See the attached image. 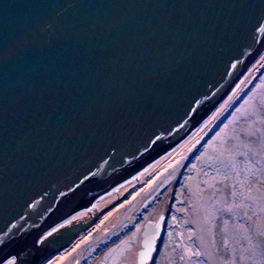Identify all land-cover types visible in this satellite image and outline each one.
<instances>
[{
  "label": "water",
  "instance_id": "obj_1",
  "mask_svg": "<svg viewBox=\"0 0 264 264\" xmlns=\"http://www.w3.org/2000/svg\"><path fill=\"white\" fill-rule=\"evenodd\" d=\"M263 47L264 0H0V264L84 235ZM161 222L142 224L141 263Z\"/></svg>",
  "mask_w": 264,
  "mask_h": 264
},
{
  "label": "rangeland",
  "instance_id": "obj_2",
  "mask_svg": "<svg viewBox=\"0 0 264 264\" xmlns=\"http://www.w3.org/2000/svg\"><path fill=\"white\" fill-rule=\"evenodd\" d=\"M233 106L243 117L235 113L223 121ZM254 106H258L254 119L264 122V58L251 68L231 99L216 107L201 131L159 165L150 180L135 183L128 196L84 235L41 264H66L92 231L99 236L103 226L129 223L132 241L144 218L155 222L159 215L165 218L153 255L155 264H179L175 260L181 264L195 260L197 264H264V178L257 179L256 172H264V135L256 125L252 128L249 113H255ZM247 130L249 135L244 133ZM165 172L159 186H166L157 190L153 182ZM125 242L110 254L117 257L127 248L132 252L135 246ZM227 245L226 255L220 254L221 246Z\"/></svg>",
  "mask_w": 264,
  "mask_h": 264
},
{
  "label": "flooded vegetation",
  "instance_id": "obj_3",
  "mask_svg": "<svg viewBox=\"0 0 264 264\" xmlns=\"http://www.w3.org/2000/svg\"><path fill=\"white\" fill-rule=\"evenodd\" d=\"M145 208L146 210L149 209V207ZM142 212L143 210L141 209L139 213L140 218L143 215ZM164 218L165 216L162 215L161 234L164 230ZM146 219L144 218L145 221ZM135 222L136 221L134 219V223ZM134 223L133 227L136 225H134ZM127 224L129 223H126V226L123 227H116L114 225L103 226V229L100 230L101 234L99 236L98 234L94 235L93 232L95 231H92V234L90 233V237L80 244V246H78L76 250L68 256L66 264H155L153 255L156 252L159 238L155 240L154 249L149 256V259L141 263L142 260L138 257V251L141 248L140 232L142 230V225L140 229L136 230L137 237L133 236L134 239L137 238L136 241H134V239L131 241V230H129ZM134 233L135 231L133 232V235ZM120 242H125L127 245L129 242L131 246L133 245L135 247L132 252H130L131 249L127 248L124 250L123 254L117 257L116 255L110 254L114 247L119 245ZM125 246L123 245L122 247ZM138 258L140 259V263H138ZM58 264H62L61 261Z\"/></svg>",
  "mask_w": 264,
  "mask_h": 264
},
{
  "label": "trees",
  "instance_id": "obj_4",
  "mask_svg": "<svg viewBox=\"0 0 264 264\" xmlns=\"http://www.w3.org/2000/svg\"><path fill=\"white\" fill-rule=\"evenodd\" d=\"M254 66H252L251 68H253ZM251 68H250V70H251ZM254 114L251 112V113H249L250 114V120H252V123H251V125L253 126L252 128H254V125H256L257 126V128H258V130H260V132L264 135V122L261 120V119H254V116H257V112H258V106H254ZM238 114V118H240V117H243V114L242 113H239V111H238V108H237V106H233V107H231L230 109H229V111H228V114L222 119L223 121H225L226 119H228V118H230L231 117V115L232 114ZM250 125V126H251ZM217 126H219V124L217 125ZM262 126H263V128H262ZM252 128H250V129H252ZM214 133V132H213ZM213 133H211L210 134V136H208L207 138H206V143H207V141H209L210 139H211V135L213 134ZM244 133L245 134H247V135H249L250 134V132L247 130V131H244ZM205 143V144H206ZM229 143L231 144L232 142L230 141V139H229ZM167 172V171H166ZM166 172L164 173V174H160L155 180H154V186L156 185V187H157V190H161L162 189V187H165L166 186V184H164L163 186L162 185H160L159 186V182H160V180L162 179V177H166ZM256 172L259 174L258 175V177H257V179H260L261 177H263L264 178V172L262 171V170H256ZM191 173H192V171H191ZM256 179V180H257ZM261 181H264V179H262ZM154 186H153V188H154ZM159 192V191H158ZM158 192H157V194H158ZM154 196H156V195H154ZM181 230V229H180ZM182 231V230H181ZM226 241L228 242V240L226 239ZM195 244V243H194ZM227 248H228V245L225 247H222L221 246V252H220V254L221 253H223L224 255H226V253H227ZM182 259V258H181ZM224 260H226V258L224 259ZM179 262V264H181V261H178V260H175V262ZM206 261V260H205ZM230 262V261H229ZM229 262H228V264H229ZM205 263H207V262H205ZM182 264H183V262H182ZM207 264H209V263H207Z\"/></svg>",
  "mask_w": 264,
  "mask_h": 264
},
{
  "label": "bare ground",
  "instance_id": "obj_5",
  "mask_svg": "<svg viewBox=\"0 0 264 264\" xmlns=\"http://www.w3.org/2000/svg\"><path fill=\"white\" fill-rule=\"evenodd\" d=\"M264 58V47H263V49L261 50V52L258 54V56L256 57V59L254 60V62L251 64V66L249 67V69L247 70V72L244 74V76L240 79V81L236 84V86H234L231 90H229L226 94H225V96H224V98L220 101V102H218L217 104H216V106L208 113V114H206V116L196 125V127H195V129H194V132H193V134L192 135H194L195 133H197V132H200L201 131V129H202V127L204 126V123L206 122V120L209 118V116L212 114V112L214 111V109L216 108V107H218L219 105H223L226 101H228L229 99H231V97L236 93V91H237V89H238V87L241 85V83L246 79V77H247V75H248V73H249V71H250V68L252 67V66H256V64L259 62L260 63V61L262 60ZM217 109H219V108H217ZM213 115V114H212ZM206 124V123H205ZM191 135V136H192ZM190 136V137H191ZM135 183H137V182H134V183H132V186L135 184Z\"/></svg>",
  "mask_w": 264,
  "mask_h": 264
},
{
  "label": "built area",
  "instance_id": "obj_6",
  "mask_svg": "<svg viewBox=\"0 0 264 264\" xmlns=\"http://www.w3.org/2000/svg\"><path fill=\"white\" fill-rule=\"evenodd\" d=\"M176 223V222H175ZM179 227V226H178ZM180 230V227L178 228V231ZM182 234V231H179ZM194 264H197V260L194 261Z\"/></svg>",
  "mask_w": 264,
  "mask_h": 264
}]
</instances>
